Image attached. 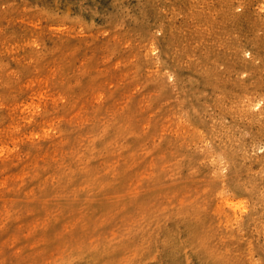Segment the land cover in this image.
<instances>
[{
    "label": "rangeland",
    "instance_id": "374dc122",
    "mask_svg": "<svg viewBox=\"0 0 264 264\" xmlns=\"http://www.w3.org/2000/svg\"><path fill=\"white\" fill-rule=\"evenodd\" d=\"M0 264H264V0H0Z\"/></svg>",
    "mask_w": 264,
    "mask_h": 264
}]
</instances>
